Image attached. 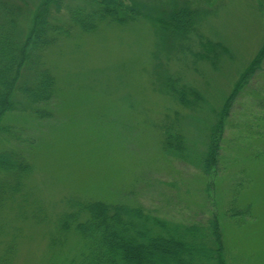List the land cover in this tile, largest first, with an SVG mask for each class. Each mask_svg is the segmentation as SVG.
<instances>
[{
    "label": "rangeland",
    "instance_id": "1",
    "mask_svg": "<svg viewBox=\"0 0 264 264\" xmlns=\"http://www.w3.org/2000/svg\"><path fill=\"white\" fill-rule=\"evenodd\" d=\"M42 1L0 0L17 11L20 39ZM134 1L144 14L136 21L75 31L48 50L57 95L38 108L48 117H5L15 137H1L0 151H26L32 169L0 210V264L76 259L83 241L62 233L61 221L86 201L142 206L182 225L216 218L226 264H264V65L237 87L264 43V0H191L195 28L173 35L156 26L170 0L164 8ZM166 78L192 88L194 111L162 93ZM233 95L207 177L198 160ZM175 114L187 144L182 160L162 150L161 127Z\"/></svg>",
    "mask_w": 264,
    "mask_h": 264
},
{
    "label": "trees",
    "instance_id": "2",
    "mask_svg": "<svg viewBox=\"0 0 264 264\" xmlns=\"http://www.w3.org/2000/svg\"><path fill=\"white\" fill-rule=\"evenodd\" d=\"M158 3L164 8L163 0H156L154 6ZM193 9L191 0H170L162 11L168 16L167 21L165 17L158 19L157 31L173 35L192 26L194 29L197 20ZM141 15L144 14L134 0H43L32 17L29 34L20 39L17 11L0 5V138L15 137L11 130L2 127L9 114L34 113L39 119L49 116L38 108L50 105L57 95L55 77L46 66L50 48L71 38L75 31L95 32L103 24L126 25ZM263 65L264 43L238 89L247 86L252 75L261 73ZM178 82L166 78L161 83L162 93L194 111V99H189L194 94L192 88L183 84L179 89ZM232 97L219 115L206 153L198 160L207 177L217 166L218 134L223 130L226 111L235 96ZM182 124L175 114L161 127L164 154L178 160L186 158L187 151ZM25 152L0 151V210L19 195L31 172ZM71 209L61 221V231L77 232L83 249L68 264H226L216 218L206 225H182L162 220L142 206L91 201L75 202ZM55 245L54 242L53 248Z\"/></svg>",
    "mask_w": 264,
    "mask_h": 264
}]
</instances>
